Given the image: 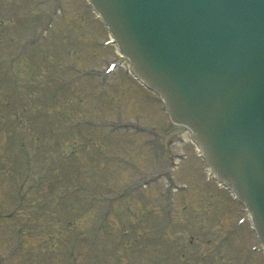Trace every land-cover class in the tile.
<instances>
[{
    "label": "rangeland",
    "instance_id": "374dc122",
    "mask_svg": "<svg viewBox=\"0 0 264 264\" xmlns=\"http://www.w3.org/2000/svg\"><path fill=\"white\" fill-rule=\"evenodd\" d=\"M107 37L86 0H0V264H264L187 132L156 163L162 105Z\"/></svg>",
    "mask_w": 264,
    "mask_h": 264
},
{
    "label": "water",
    "instance_id": "95a60500",
    "mask_svg": "<svg viewBox=\"0 0 264 264\" xmlns=\"http://www.w3.org/2000/svg\"><path fill=\"white\" fill-rule=\"evenodd\" d=\"M264 243V0H89Z\"/></svg>",
    "mask_w": 264,
    "mask_h": 264
}]
</instances>
